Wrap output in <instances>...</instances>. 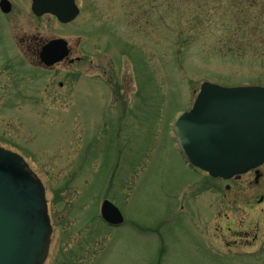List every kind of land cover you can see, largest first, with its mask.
Returning a JSON list of instances; mask_svg holds the SVG:
<instances>
[{"label":"rangeland","instance_id":"rangeland-1","mask_svg":"<svg viewBox=\"0 0 264 264\" xmlns=\"http://www.w3.org/2000/svg\"><path fill=\"white\" fill-rule=\"evenodd\" d=\"M129 1L79 0L67 25L14 4L12 44L0 46L18 64L16 39L35 33L85 57L42 74L25 48V72L0 69V146L46 189L45 264H264V165L257 182L253 171L211 178L187 163L174 133L205 81L264 87V37L237 29V0ZM250 2L263 17L264 0ZM52 80L65 88L49 89ZM104 200L123 226L103 220Z\"/></svg>","mask_w":264,"mask_h":264},{"label":"water","instance_id":"water-1","mask_svg":"<svg viewBox=\"0 0 264 264\" xmlns=\"http://www.w3.org/2000/svg\"><path fill=\"white\" fill-rule=\"evenodd\" d=\"M32 9L38 16L52 13L62 23L80 13L75 0H34ZM69 53L68 41L59 38L43 48L41 60L50 66ZM174 132L183 157L212 177L231 179L256 169L264 164V87L204 82ZM101 213L111 225L124 223L109 200ZM52 233L43 182L20 154L0 146V264H45Z\"/></svg>","mask_w":264,"mask_h":264},{"label":"flooded vegetation","instance_id":"flooded-vegetation-1","mask_svg":"<svg viewBox=\"0 0 264 264\" xmlns=\"http://www.w3.org/2000/svg\"><path fill=\"white\" fill-rule=\"evenodd\" d=\"M79 0H75V3L79 6L80 8V14L82 13V8L79 5ZM42 2H47V0H42ZM22 3V5L24 4L25 7H33V3L34 0H0V14L2 16V20L0 22V29H1V33H0V46L1 47H9L10 44H12V39L13 37H11V34L8 32V24H9V19H10V15L12 14L13 10H14V4H18ZM137 0H130L128 2V4H126V6L129 7V9H135V6L137 4ZM23 5V6H24ZM138 7V5H137ZM141 7V6H140ZM10 8L9 11H7L6 9ZM45 15H50L51 17H54L59 23H61L56 16L52 15V14H45ZM43 15V16H45ZM130 16L134 15V11H131L129 13ZM36 16V15H35ZM78 16V17H79ZM37 17H42V16H37ZM78 17L73 20L70 23L67 24H71L73 22H75ZM134 20V17H132ZM131 23H135L131 22ZM63 24V23H61ZM64 24V25H67ZM55 39H59L57 37L54 38H47L45 36H42L40 34H25V32L22 33V35L20 36V38L16 39V51L18 53L17 58H16V63L18 64H14L11 63L8 59H3L2 56H0V69H4L5 71L10 70L12 67L17 68V69H21L22 72H25V48L27 51V57H33V67L36 68V71L42 74H53L56 72L57 68H59V66H64L65 64H69L70 66H77V64L82 63L85 59L84 55H77L76 57H72V53H73V49L68 41L69 44V56L67 58H65L64 60L54 64V65H45L43 63V61L41 60V54L43 52V48L51 41L55 40ZM2 48V49H3ZM21 59V61H19V59ZM22 63V65H19V63ZM56 76H54L55 78ZM24 78V82H25V75L23 76ZM65 78L67 80H74L77 79L78 76L77 74H75L74 72L68 71L65 73ZM57 85V87L64 89L66 84L63 81H60L58 83L55 82V80H52L48 86L49 89L54 88V86ZM254 173H256V171H253ZM243 176V175H242ZM242 176L236 177L234 179H240ZM220 181H223L222 179H217ZM227 188H230V186H226ZM238 245V244H237Z\"/></svg>","mask_w":264,"mask_h":264},{"label":"trees","instance_id":"trees-1","mask_svg":"<svg viewBox=\"0 0 264 264\" xmlns=\"http://www.w3.org/2000/svg\"><path fill=\"white\" fill-rule=\"evenodd\" d=\"M240 1L241 5L238 6L239 16L243 18L239 19V22L236 24L237 29L243 31L244 36L246 38L253 37L256 35H260L261 38L264 37V16H261V12L259 14H250L248 10L251 7L250 1L255 0H237ZM249 1V2H248ZM259 37V38H260ZM251 39V38H250Z\"/></svg>","mask_w":264,"mask_h":264}]
</instances>
